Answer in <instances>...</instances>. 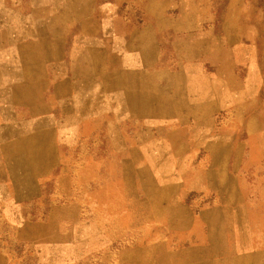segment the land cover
Instances as JSON below:
<instances>
[{
  "label": "crops",
  "instance_id": "obj_1",
  "mask_svg": "<svg viewBox=\"0 0 264 264\" xmlns=\"http://www.w3.org/2000/svg\"><path fill=\"white\" fill-rule=\"evenodd\" d=\"M119 1L0 0V210L39 198L77 139L97 142L96 155L134 157L128 178L170 188L168 202L184 214L175 219L191 215L186 186L233 188V138L200 135L196 125L247 99L248 37L216 35L200 0H139L144 18L129 21L110 16ZM248 10L246 0H229L223 26L242 27ZM202 150L223 158L187 165ZM170 156L181 169L168 168L161 157ZM223 203L218 213L240 210L233 199ZM214 241L198 246L207 253L199 260Z\"/></svg>",
  "mask_w": 264,
  "mask_h": 264
},
{
  "label": "rangeland",
  "instance_id": "obj_2",
  "mask_svg": "<svg viewBox=\"0 0 264 264\" xmlns=\"http://www.w3.org/2000/svg\"><path fill=\"white\" fill-rule=\"evenodd\" d=\"M246 1V21L234 29L223 26L229 0H200L210 7L216 35L239 33L249 40L247 99L216 108L209 123L196 125L200 135L233 138V188L232 183L218 188L202 182L188 191L193 185H185L182 205L191 217L175 219L184 214L168 202L174 196L170 188L137 175L128 178L134 157L96 155L97 142L77 139L65 147L58 169L41 182L39 198L0 210V264H264V0ZM109 14L121 21L144 18L139 0H120ZM161 14L152 12L151 18ZM87 149L89 154H83ZM161 158L170 169L181 165L179 157ZM222 158L202 150L187 165L203 169ZM228 199L240 210L218 213ZM209 230L217 237L208 236ZM228 230L235 235L226 237ZM209 239L215 240L214 252L199 260L207 253L198 246Z\"/></svg>",
  "mask_w": 264,
  "mask_h": 264
}]
</instances>
